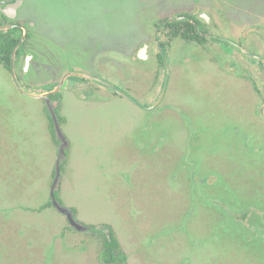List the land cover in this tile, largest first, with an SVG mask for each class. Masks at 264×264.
Returning <instances> with one entry per match:
<instances>
[{
  "label": "rangeland",
  "instance_id": "rangeland-1",
  "mask_svg": "<svg viewBox=\"0 0 264 264\" xmlns=\"http://www.w3.org/2000/svg\"><path fill=\"white\" fill-rule=\"evenodd\" d=\"M23 3L19 19L35 22L27 49L37 55L45 35L66 48L73 69H98L106 84L138 102L117 94L83 99L66 78L57 107L69 143L59 201L85 224L110 225L124 264H264V117L261 124L252 115L245 56L230 63L212 38L205 50L176 39L168 75L155 58L140 69L112 59L130 60L153 40L156 21L182 12L206 13L210 30L238 38L249 14L251 38L243 42L251 48L252 38L260 41L255 27L264 29V0ZM22 64L20 58L15 68L20 83L41 90L40 73L20 80ZM158 84L165 95L157 109L149 98ZM16 92L0 64V264H100L101 240L71 231L45 206L57 141L42 101Z\"/></svg>",
  "mask_w": 264,
  "mask_h": 264
},
{
  "label": "flooded vegetation",
  "instance_id": "flooded-vegetation-1",
  "mask_svg": "<svg viewBox=\"0 0 264 264\" xmlns=\"http://www.w3.org/2000/svg\"><path fill=\"white\" fill-rule=\"evenodd\" d=\"M14 1L15 0H0V41H3L4 36L10 33L12 36H14V39L16 40V44H17L23 35L22 27H24V29L26 31V36H25L24 41L21 44L17 45V47H16L17 51H16L15 58H14V70L19 63L20 58H22V61H23L22 68H21L22 73H21V75L19 74L20 80H21V77L25 76L26 73H28L29 71L40 73L37 75L39 77H43L44 85H43L42 89L39 91H50L60 82V80L63 78L64 75L72 73V74H69L67 76V78L69 80L67 89H71V90L77 91L79 93H81V92L85 93L84 95H82L83 99L106 100V99H111L115 94H117V95H120V96L128 99L129 101H131L135 104H138V102L135 99H133L132 97H130L128 94H123V93L117 91L118 90L117 87H115L113 85L109 86L108 84H106L105 80L102 79L103 77L98 75V73H99L98 69L94 70V69H92L93 67H90L89 65H87L88 71L87 70L82 71L81 69L80 70L73 69V66L77 65V63H75L73 61V58H71L67 54L66 48H64V46L62 44H60L59 42L53 41L51 38L48 39L45 35L42 38L38 39V41H39L38 44L40 45V48H39L40 50H39L37 55L35 53H33L32 51H30L29 49H27L28 41L32 37H34L32 35L31 28L34 27L35 22L33 20H29L27 22H24V21H21L19 19V10L21 9V7L23 6L24 3H22V5L17 9L16 17L10 18V17L6 16L3 13V9L5 8V6L7 4L12 3ZM202 13L203 12H200L196 15H193V14H190L189 12H182L179 15H175V17H181L177 20H188L189 22H191L193 24V22L190 20V19H192L196 25L195 26L193 24L194 32H196L199 36H200V33L210 34V36L208 38L200 36L203 39H205L202 42L199 41L197 43H194L192 41H189V42L184 41V43L186 45L194 44V45H196V47H200V48H203L205 50V45H204L205 42L207 40H209V39L211 40L213 38V39L217 40L214 42H216L219 45L221 50L224 53L229 55L228 57L231 61L230 63H234L233 58H234V56L236 57L238 55V53L240 55L245 56V58L247 60V68L248 69H247L246 73L244 72L242 75L247 78V81L250 83L251 88H252V91H251L252 115H253V118L255 121H258L259 123L263 124V122L260 120L261 118L259 119V117L260 116L264 117V114L262 113V110H261L262 106L264 105V99H263L264 96L262 98V94L264 93V91L263 90L261 91L260 88L258 87V83H257V80L255 78L254 73L260 74V78H261L260 81H261V83L264 84V53L260 52L261 49L264 50V29H259L258 27H255L260 31V41H257V39L252 38L253 40H251V43H252L251 48H248V47L244 46L243 40L251 38V35L249 34L250 29H251L249 27H251V26H250V24H247L246 21L244 20V19H247L249 14H247L241 18L243 23H241L238 26H240L239 28L243 29V30H242V33L239 30L240 32H239L238 36L240 38H238V37L232 36L231 34H228L225 32L220 33L217 30H214V31L210 30V28H209L210 18H209L208 22L205 21L201 17ZM168 18H174V17H168ZM168 18L166 17V18H162V19L158 20L159 21V22H157L158 26L154 27V29L157 30V36H155V34H154V38L150 43H147L148 41L145 40L139 46H137L134 49V51H133L134 53L131 55L130 60H128L127 58L124 60H119V58H118L119 55H117V56H114L112 58L113 61L120 66L121 65L124 66V63H125V66L122 69H126L127 65H129L131 67L133 66V68L136 67V68L140 69L143 64H147V61L150 57L152 58V60H154V58H155L156 63H157V64L155 63V65H157V66L158 65L160 66L162 64V67L165 68L164 58L167 60V63L171 65L170 58L173 60V51H172L173 50V44L177 38L172 37L173 32H170L168 29H162L166 23L160 24L161 21L166 20ZM242 24H244V25H242ZM256 24H255V26H256ZM179 41H182V40H179ZM158 42H159V45L161 47V51L159 50ZM145 43L148 45V50H147L148 58L146 60H140L136 57L137 51ZM228 46H230V48H232L233 50H228L227 49ZM241 48L246 49L247 51L250 52V54L242 52ZM74 50L75 49H72L71 51H74ZM62 54H65V56ZM115 54L123 55V53L121 51L115 52ZM28 55H30L31 58L28 61L27 67H25L26 57ZM89 59H90V57H89ZM132 60L134 61V63L129 62ZM96 61H99V58ZM33 62H37L36 68H33V65L31 64ZM99 62H97V63L99 64ZM233 67L234 66H232V64H231L229 71H233L234 70ZM89 71L92 73L90 74ZM8 72L10 74V70ZM93 72L94 73L96 72V73L94 74ZM15 74H16V71H15ZM85 74H88V75L90 74L91 76H94V77H100L101 78L100 81L110 88V92L103 91L100 87L95 86L92 83L93 82L92 78L89 76H86ZM140 75H142V74H140ZM16 77H17V74H16ZM45 77H48V79L46 80ZM10 79L12 81L11 75H10ZM17 80L20 83L18 77H17ZM12 83H13V81H12ZM21 85L24 87L30 86V85H26V84L25 85L21 84ZM46 85H48L50 87H46ZM13 86L16 89V91H17L16 93L18 95L22 94V95L30 97V98H35V97H31V96L25 95L22 92H20L16 88L14 83H13ZM158 86L161 89L158 91L157 87L155 88L154 92L151 94V96L149 98L150 105L155 103L158 100L160 93H162L161 92L162 91L161 85L158 84ZM33 92H38V91H33ZM164 95H165V93L163 94L162 98L157 103V105L153 108L158 109L160 107V104H162L161 103L162 100H164L163 99ZM58 96H60L59 92L50 94L51 98H58ZM107 97H110V98H107ZM255 98H257L258 100H255ZM36 99H38V98H36ZM169 99H170V97H168V100ZM166 100L164 103H166ZM39 101H42V103H43V111L47 116L46 118H47L48 125L52 126V128H53L51 118H50L47 110L45 109V102L42 99H39ZM60 101H59V103H60ZM149 103L147 105H149ZM263 111H264V109H263ZM56 113H57V109H56ZM57 115H58V113H57ZM59 121H61L60 117H59ZM188 136L189 135H187V137ZM53 175H54V170H52V175H51L52 180H53ZM52 180L49 182L50 185L52 184ZM56 196H57V194H56ZM48 202L50 205H48ZM45 206L53 207L49 201V194H48V200L45 203ZM99 225H107V224H99ZM108 227L110 229V237L112 238V241H116L118 244L119 250H121L123 252V250L120 247V243L115 236L113 228L110 225H108ZM71 231H72V229H71ZM73 232H75V231H73ZM78 233L79 234H88V232H85V233L78 232ZM90 235H92L93 237L99 238L101 240V246L99 249V254H100L102 249H103V246L105 244V240H108V238L103 233H95V234H90ZM109 243H111V242H109ZM118 248L117 247H115V248L111 247V250H112L114 256H116V257L119 256V258L116 259L117 261L114 262L113 264H124L125 260L127 258L126 254L123 252L124 257H122V255L119 254L117 251ZM99 261H100V264H106V262L103 261V259H101L100 256H99Z\"/></svg>",
  "mask_w": 264,
  "mask_h": 264
},
{
  "label": "water",
  "instance_id": "water-1",
  "mask_svg": "<svg viewBox=\"0 0 264 264\" xmlns=\"http://www.w3.org/2000/svg\"><path fill=\"white\" fill-rule=\"evenodd\" d=\"M22 3H23V0H15L14 2L7 4L5 6V8L3 9V13L10 18L16 17L17 9L22 5ZM201 17L205 21H207V22L209 21V16L206 13H202ZM179 18H181V17L168 18L166 20L161 21L160 24L171 22V21L177 20ZM190 20L195 25L194 21L192 19H190ZM22 30H23V35L20 38V40L18 41V43L13 47L11 54H10L9 70H10V75H11L12 81H13L14 85L16 86V88L20 92H22L25 95L31 96V97L42 99L45 102V109L47 110V112L51 118V121H52L53 130H54L55 138L57 141V158H56V161L54 163V175H53L52 184H51V187L49 190V201H50L51 205L54 207V209L58 213H60L61 215H63L65 217L66 221L68 222L70 228L73 231L82 232V233L88 232L91 234L103 233L104 235H106L108 240H111L110 239V229L107 225H93V224L88 225V224L81 222L80 220H78L75 217L73 209L68 207V206L63 205L59 201L58 197L56 196V194L59 190V183H60V179H61L60 169H61V165L63 164L64 159H65V149L68 147L69 143H68L67 137L65 136V134L62 131L60 121H59V116L56 113V109L59 105V99L58 98H51L50 94L56 93V92L60 91L61 89H63L66 86L65 81H66L67 76L69 74H72V73L64 75L63 78L60 80V82L55 86V88L50 90V91L33 92V91H30L28 88L23 87L18 82L16 74H15V70H14V57H15L16 47H17V45L21 44L24 41L25 36H26V31H25L24 27H22ZM155 36H157V30H155ZM200 36L208 38L210 36V34L200 33ZM158 46H159V50L161 51V47L159 45V42H158ZM147 50H148V45L145 43L144 45H142L138 49L136 57L140 60H146L148 58ZM241 50L244 53L250 54V52L244 48H241ZM30 58H31L30 55H28L26 57L25 67H27L28 61L30 60ZM164 62H165V67H166V73L168 75L169 65H168L167 60L165 58H164ZM91 78L96 79L95 77H91ZM162 96H163V94H161L159 96L158 100L151 106V108H153L157 105V103L160 101ZM263 109H264V105L261 108L262 113L264 114Z\"/></svg>",
  "mask_w": 264,
  "mask_h": 264
},
{
  "label": "trees",
  "instance_id": "trees-1",
  "mask_svg": "<svg viewBox=\"0 0 264 264\" xmlns=\"http://www.w3.org/2000/svg\"><path fill=\"white\" fill-rule=\"evenodd\" d=\"M157 22L159 21H156L153 27L158 26ZM162 29H168L170 32H173V36H172L173 38H177L185 42L192 41L194 43H197L199 41L202 42L205 40L202 37H200L196 32H194L193 24L188 20H174L171 22H167ZM15 45H16V40L14 39V36H12L10 33L4 36L3 41H0V64H2L7 71H9L10 54ZM16 51L17 50H15V54ZM158 67H162V64L160 66L158 65ZM48 205H50L49 202ZM110 239L111 240H105L103 249L99 254L100 258L103 259V261H105L106 264H113L114 262L117 261L116 259L119 258V256L117 257L114 256L111 250V247L118 248V244L116 241H112L111 237ZM117 251L119 254L122 255V257H124L123 252L119 250V248Z\"/></svg>",
  "mask_w": 264,
  "mask_h": 264
}]
</instances>
